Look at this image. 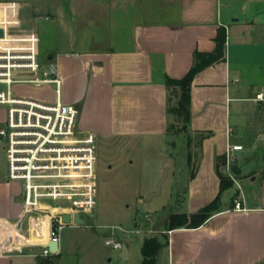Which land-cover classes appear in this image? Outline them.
<instances>
[{"label":"crops","instance_id":"crops-1","mask_svg":"<svg viewBox=\"0 0 264 264\" xmlns=\"http://www.w3.org/2000/svg\"><path fill=\"white\" fill-rule=\"evenodd\" d=\"M0 28L1 47L40 56V32L57 35L43 62L57 66L62 102L79 108L81 131L165 155L169 138L185 139L181 181L171 157L153 169L166 177L152 192L168 211L164 227L154 230L168 238L159 264H264V153L255 165L248 156L264 151V102L253 100L264 89V0H0ZM219 49L221 57L195 75L191 118L177 128L167 79L185 77L197 52ZM52 95L45 100H56L54 87ZM231 144L244 147L230 152L241 173L223 190L219 172L228 177ZM3 165L0 264H61V253L42 256L50 215L24 209L22 185L7 179L6 155ZM217 198L218 208L199 227L168 229L171 215L195 214ZM235 199L247 210H233ZM49 206L51 215L65 211Z\"/></svg>","mask_w":264,"mask_h":264},{"label":"built area","instance_id":"built-area-1","mask_svg":"<svg viewBox=\"0 0 264 264\" xmlns=\"http://www.w3.org/2000/svg\"><path fill=\"white\" fill-rule=\"evenodd\" d=\"M15 85H52L56 100L49 102L20 95L15 92ZM61 96L62 80L54 63L43 62L38 51L8 50L0 45V105L6 106V119L0 121V148L6 155L7 179L22 185L25 210L50 215V242L58 244L67 226L62 213H70L72 221L75 213L81 218L82 214L93 213L97 161L95 134L79 129V108L64 104ZM253 100L264 102V89L258 91ZM243 148V145L231 144L228 150L227 174L236 183L230 152ZM50 202L58 203L65 211L51 215ZM233 210L246 211L247 208L235 199ZM146 219L151 221V215H146ZM115 232L112 228V234ZM106 244L119 250L123 247L113 239H107ZM56 254L58 252H51L49 247L42 251L45 257Z\"/></svg>","mask_w":264,"mask_h":264},{"label":"rangeland","instance_id":"rangeland-1","mask_svg":"<svg viewBox=\"0 0 264 264\" xmlns=\"http://www.w3.org/2000/svg\"><path fill=\"white\" fill-rule=\"evenodd\" d=\"M41 58L47 60L46 48L55 47L57 35L40 32ZM35 98H52V88L46 86L15 85L14 89ZM46 101V100H45ZM176 103L173 98L171 105ZM6 119V106L0 105V121ZM182 127L179 123L177 128ZM95 196L96 205L93 217L82 214L86 223L78 229L70 226L61 232V264H142V246L144 240L156 234L148 230H161L165 224L167 209L160 208V194H153L164 183L166 177L154 167L160 158L172 160L177 164V178L187 167L188 146L182 135L169 138L165 154L153 146L128 143L123 140L96 138ZM258 150L248 153L251 165L263 155ZM5 152L0 148V173L4 169ZM164 185V184H162ZM151 198L153 200L151 202ZM175 201V198L174 200ZM175 203V202H174ZM151 214V221L146 215ZM45 215V214H44ZM148 224V226L146 225ZM112 228L116 232L112 234ZM113 239L127 245L129 255L121 256V250L107 245L106 240ZM58 256L55 257L57 259ZM58 258V259H59ZM58 263V262H57Z\"/></svg>","mask_w":264,"mask_h":264},{"label":"trees","instance_id":"trees-1","mask_svg":"<svg viewBox=\"0 0 264 264\" xmlns=\"http://www.w3.org/2000/svg\"><path fill=\"white\" fill-rule=\"evenodd\" d=\"M221 54L222 51L220 49L210 54L197 52L195 54V62L185 77L179 80L167 79L169 98L171 101L173 98L176 99V103L170 107V112L175 115L178 123L183 124V128H185V125L191 118V84L195 75L208 65L217 61L221 57ZM219 176L221 179V189L224 190L233 184V181L221 172H219ZM218 203L219 199L217 198L201 211L191 215L173 214L169 217L167 227L169 230L179 227H199L211 216L212 212L218 208ZM165 246H168V238L165 234L162 239L157 236L146 238L141 249L143 255L142 264H159L160 254Z\"/></svg>","mask_w":264,"mask_h":264},{"label":"water","instance_id":"water-1","mask_svg":"<svg viewBox=\"0 0 264 264\" xmlns=\"http://www.w3.org/2000/svg\"><path fill=\"white\" fill-rule=\"evenodd\" d=\"M3 35H4V31L2 28H0V38H2ZM237 168H238L237 166L231 167L232 171L236 175L241 173V170L240 169L237 170ZM61 217L63 219V222L67 225L71 224L72 222L76 225H84L86 223V221L83 218H81L79 213H75L73 215V221H72V215L70 213H62ZM47 247H49L50 251L53 253H57L59 250V244L56 242H50ZM121 256H123V257L128 256V246L125 244L122 247Z\"/></svg>","mask_w":264,"mask_h":264}]
</instances>
